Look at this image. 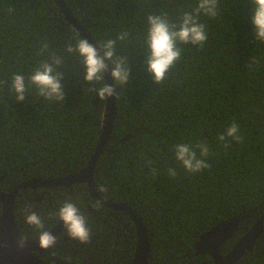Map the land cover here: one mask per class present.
I'll return each instance as SVG.
<instances>
[{"label":"trees","instance_id":"1","mask_svg":"<svg viewBox=\"0 0 264 264\" xmlns=\"http://www.w3.org/2000/svg\"><path fill=\"white\" fill-rule=\"evenodd\" d=\"M64 1L98 46L116 41L113 59L127 58L130 68L128 87L115 84L117 117L95 169L97 194L129 205L142 217L151 241L150 264H213L210 255H195L204 232L241 216L237 236L222 247L227 253L264 214V42L255 41L250 0H219L215 17L201 13L197 20L205 25L207 41L202 46L178 42L180 57L160 84L147 71V17L161 15L179 24L198 0ZM121 33L128 34L126 39H118ZM80 38L54 0H0L4 192L32 178L80 171L96 150L106 101L83 80L82 59L66 50ZM55 57L62 60L54 67L61 73L65 101L41 97L30 82L25 100L16 101L14 74L28 81L42 62ZM233 122L242 141H219ZM201 142L209 146L210 166L188 173L175 160L173 146ZM170 167L177 170L175 177L167 176ZM65 200L86 217L91 239L81 244L62 230L42 254L47 264L132 263L133 220L98 203L87 184L22 188L14 204L22 236L38 238V229L25 223L27 211L36 212L51 231ZM2 208L0 201V216ZM237 264H264V232Z\"/></svg>","mask_w":264,"mask_h":264},{"label":"clouds","instance_id":"2","mask_svg":"<svg viewBox=\"0 0 264 264\" xmlns=\"http://www.w3.org/2000/svg\"><path fill=\"white\" fill-rule=\"evenodd\" d=\"M219 0H198L196 8L192 12H185L179 24L170 23L165 16L149 15L147 17L148 30L145 38L147 46L146 64L151 79L156 83H162L180 57L181 49L178 42L202 46L208 39L205 25L199 23L197 17L203 13L209 17H215L218 11ZM251 21L255 29V41L264 42V0H250ZM127 33H121L118 39L124 40ZM116 41L108 39L99 50L85 38L77 40L75 45L67 46L68 53H76L81 59L84 68L83 80L91 82L90 88L101 100L115 96L116 89L105 82V73L111 67L110 75L114 85L118 82L128 87L130 82V68L127 58L113 59L115 56ZM46 47V45H45ZM102 52V55L100 54ZM107 61L108 63H105ZM61 58L55 57L52 62H42L25 80L24 75L14 74L12 77V89L16 95V101H24L28 93L29 83L38 89L41 97L47 100L65 101L64 84L61 82V73L54 65H60ZM100 82V87L94 85ZM239 125L233 122L219 134L218 140L229 143L241 142ZM197 149L199 152H197ZM175 160L188 173H198L210 165L207 162L209 146L201 142L195 146L188 143H177L173 146ZM177 170L169 168L168 177H175ZM55 218L63 222V231L71 240L81 244L89 242L91 232L86 217L80 212L76 203L65 200L55 213ZM25 223L38 229L39 247L45 250L57 243V236L51 234L44 225L43 219L34 211H27ZM24 239L18 241V246L24 247Z\"/></svg>","mask_w":264,"mask_h":264},{"label":"water","instance_id":"3","mask_svg":"<svg viewBox=\"0 0 264 264\" xmlns=\"http://www.w3.org/2000/svg\"><path fill=\"white\" fill-rule=\"evenodd\" d=\"M64 13L66 19L71 23L79 34L92 43L99 50L98 44L90 34L83 28L74 13L64 0H54ZM102 55V52L100 53ZM105 63H108L105 61ZM111 67L105 73L106 83L114 85L110 75ZM117 117L116 94L106 100V113L102 135L96 150L88 165L80 171L67 174L58 178H32L16 186L10 192H4L0 180V201L2 203V214L0 216V264H47L42 258L45 249L39 247L38 238L34 240L25 239L17 227L14 216V204L22 188H71L76 184H87L93 198L100 204L119 211H125L133 220L137 230V244L131 264H150L151 241L149 231L142 217L136 210L125 203L106 200L97 194L94 186V175L97 163L107 145ZM130 136L125 137V141ZM241 216L233 217L223 221L208 231L204 232L194 245L195 255L208 254L213 259V264H237L248 253L252 252L258 239L264 232V214L258 221L234 244L230 251L222 253V247L237 236L241 225ZM63 222L60 221L50 232L57 236L63 230ZM24 239V247L18 246V241Z\"/></svg>","mask_w":264,"mask_h":264}]
</instances>
